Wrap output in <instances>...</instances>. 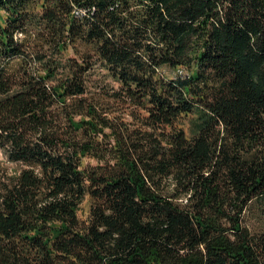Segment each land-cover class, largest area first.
Listing matches in <instances>:
<instances>
[{
	"label": "trees",
	"instance_id": "obj_1",
	"mask_svg": "<svg viewBox=\"0 0 264 264\" xmlns=\"http://www.w3.org/2000/svg\"><path fill=\"white\" fill-rule=\"evenodd\" d=\"M1 158L0 264H264V0H0Z\"/></svg>",
	"mask_w": 264,
	"mask_h": 264
},
{
	"label": "rangeland",
	"instance_id": "obj_2",
	"mask_svg": "<svg viewBox=\"0 0 264 264\" xmlns=\"http://www.w3.org/2000/svg\"><path fill=\"white\" fill-rule=\"evenodd\" d=\"M0 160H3V159L1 158ZM89 162L94 163L93 161L88 160V159L84 160V164L89 163ZM9 166H11V165H9ZM90 208H91V201H90L89 197H87L83 201V203L81 204L80 210H79V218L82 221H87L88 220L89 215H90ZM248 225L252 228L253 226L256 225V223H255V221H249Z\"/></svg>",
	"mask_w": 264,
	"mask_h": 264
}]
</instances>
